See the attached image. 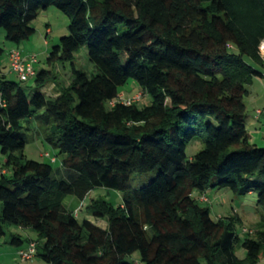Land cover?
Instances as JSON below:
<instances>
[{
    "label": "trees",
    "instance_id": "obj_1",
    "mask_svg": "<svg viewBox=\"0 0 264 264\" xmlns=\"http://www.w3.org/2000/svg\"><path fill=\"white\" fill-rule=\"evenodd\" d=\"M50 7L70 23L47 63L72 62L86 47L97 73L73 66L70 83H56L57 95L40 89L58 77L51 69L36 71L38 89L30 93L0 78V237L4 224L36 231L43 244L28 242L48 264H139L126 260L135 252L143 264H258L264 217L259 239L248 231L241 238L194 192L254 193L264 207V146L250 141L244 102L248 86L264 77V0H0V28L20 44ZM130 80L149 102L110 106ZM41 110L50 143L66 155L64 168L76 172L68 181L24 154L21 122ZM196 137L204 148L189 159ZM156 169L150 183L132 188L134 172ZM97 187L124 193L119 206L102 197L87 206L106 226L80 221L64 205L66 196L83 200ZM9 243L29 245L18 236Z\"/></svg>",
    "mask_w": 264,
    "mask_h": 264
},
{
    "label": "rangeland",
    "instance_id": "obj_2",
    "mask_svg": "<svg viewBox=\"0 0 264 264\" xmlns=\"http://www.w3.org/2000/svg\"><path fill=\"white\" fill-rule=\"evenodd\" d=\"M70 18L67 14L63 13L56 7H50L40 13L38 18L33 22L35 33L27 40L22 41L20 44L8 40L5 36L4 29L0 28V46L4 49V54L0 57V70L6 75V79L24 84L27 91L30 93L35 92L38 87L34 79L21 82V79L16 73H12L9 68V53L12 49L19 48L23 53L30 55H37L38 62L34 64L35 70L38 72L42 69L53 70L58 77H49L48 83L43 88H48L55 83L64 80L65 85L71 81L69 76L72 73V68L75 66L77 69L87 73L89 77L94 76L97 72L94 65L88 60L87 49L83 47L75 54L72 62H57L53 65L47 63V56L49 51L59 44L63 36L69 34L68 26ZM48 28V29H47ZM51 28V31L49 30ZM264 72V70H263ZM1 76V74H0ZM59 78V79H58ZM58 84V83H57ZM30 87V88H29ZM56 87V86H55ZM54 88V87H53ZM249 95L244 97L246 105V126L249 133L250 141L256 142L260 147L264 146V141L260 138V134L264 133V115L262 119L257 118V110L260 108L264 111V77L255 78L253 83L248 86ZM119 90L124 93L126 97H133L141 89L132 81H128L122 85ZM136 92V93H135ZM150 99L148 95L145 96V103ZM43 110L34 112L32 115L22 120V132L25 134L26 145L24 154L26 158L49 163L53 167V176L56 179L70 180V174L76 173L64 168L63 160L66 157L60 150L50 143L49 138L52 136L51 126H46L41 123L40 116ZM204 148V142L201 137L193 139L186 148V153L191 159L197 152ZM45 153H50L55 156L57 161L52 163L50 157ZM6 161V156L1 152L0 147V171L3 163ZM159 169L149 172H134L132 174V188L138 189L150 183L158 174ZM205 196L209 199L208 202L201 203L210 209L211 216L214 220H223L234 223L236 233L244 238V230L246 229L249 235L255 239H259V234L256 231L259 223L264 217V207L258 205L257 196L254 193L246 195H237L228 188L209 187L205 192ZM124 193L105 187H97L93 189L81 200L80 198L68 195L65 197L64 205L73 214L78 217L80 221L83 219H90L101 225H106L105 220L95 219L87 212V206L91 200L96 198H106L110 203L119 206L123 202ZM194 196H201L200 201H204L205 196L194 192ZM2 205L0 202V212ZM6 234L0 237V264H48L44 262L40 256L36 254L32 261H24L17 255L16 247L9 243L12 236L21 237L25 244L29 240H34L39 246L43 244L44 239L34 230L25 227H18L14 225L4 224ZM239 255H244V250L239 251ZM126 260L143 264L140 261L139 252H135L126 257ZM38 261V263H34ZM258 264H264V256Z\"/></svg>",
    "mask_w": 264,
    "mask_h": 264
},
{
    "label": "built area",
    "instance_id": "obj_3",
    "mask_svg": "<svg viewBox=\"0 0 264 264\" xmlns=\"http://www.w3.org/2000/svg\"><path fill=\"white\" fill-rule=\"evenodd\" d=\"M264 44V41L260 45V53L262 57L264 58V52L261 51L263 49L262 45ZM28 58L31 60L32 64H35L38 62L37 55H29ZM26 57L23 54V51L19 48L12 49L9 53V68L12 73H16L18 77L24 81L32 79L36 75V70L31 65H26L25 63ZM145 96L146 94L141 90L137 94H135L133 97H126L124 94H120L119 97L115 100L109 103L110 106L116 105L117 102L124 103L126 105H130L132 103H144L145 102ZM6 106V101L4 100L3 96L0 93V107ZM263 110H258L257 115L258 117L263 114ZM264 137V133H263ZM47 157L51 158L52 162L56 161L55 157L50 156V153H45ZM204 201H207L206 198H204ZM244 231H247L246 229ZM36 254V243L31 242L29 243L28 247L26 249L18 250V257L24 261L31 260Z\"/></svg>",
    "mask_w": 264,
    "mask_h": 264
},
{
    "label": "crops",
    "instance_id": "obj_4",
    "mask_svg": "<svg viewBox=\"0 0 264 264\" xmlns=\"http://www.w3.org/2000/svg\"><path fill=\"white\" fill-rule=\"evenodd\" d=\"M48 29V28H47ZM50 31H51V33H52V30H51V28L49 29ZM24 54V56L26 57V60H25V63H26V65H31V66H33L34 67V64H32V62H31V60L28 58V56L30 55V54H25V53H23ZM36 64V63H35ZM35 68V67H34ZM0 74H1V76H0V78L1 77H3V76H5L6 77V75L2 72V70H0ZM66 77H70L71 78V73H70V75L69 76H66ZM60 82L59 83H64V80H62V79H60L59 80ZM56 83H53V85L52 86H50L49 87V89H46L50 94H55V95H57L58 94V92H57V89H58V85L56 86ZM54 87V88H53ZM136 93V92H135ZM121 94H124L123 92H121ZM149 102V101H148ZM148 102H146V104L148 103ZM145 103V102H144ZM258 110H261L260 108H258ZM257 110V111H258ZM264 115V113L263 114H261L259 117L257 116V118L259 119V120H261L262 119V116ZM260 136V138L264 141V137H263V134H260L259 135ZM254 143H256V144H258L257 142H256V140H255V142ZM100 224V223H99ZM101 225V224H100ZM102 226H106V225H102ZM29 242H27L26 244H24L22 247H26V245L28 244ZM16 251H17V255H18V249H16ZM34 263H38V261H35Z\"/></svg>",
    "mask_w": 264,
    "mask_h": 264
},
{
    "label": "bare ground",
    "instance_id": "obj_5",
    "mask_svg": "<svg viewBox=\"0 0 264 264\" xmlns=\"http://www.w3.org/2000/svg\"><path fill=\"white\" fill-rule=\"evenodd\" d=\"M262 47H263V49H262L261 51H263V52H264V44L262 45Z\"/></svg>",
    "mask_w": 264,
    "mask_h": 264
}]
</instances>
